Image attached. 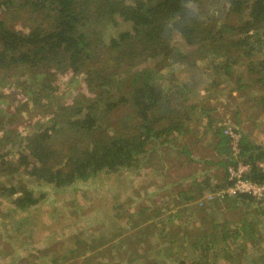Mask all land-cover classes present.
<instances>
[{
  "label": "rangeland",
  "instance_id": "374dc122",
  "mask_svg": "<svg viewBox=\"0 0 264 264\" xmlns=\"http://www.w3.org/2000/svg\"><path fill=\"white\" fill-rule=\"evenodd\" d=\"M203 2L193 7L204 13L203 18L208 22L239 24L237 17L230 19L233 14L227 0ZM130 28V24L122 22L118 27L108 28L103 37L108 42L111 36ZM172 44L187 56L179 63L162 68L156 82L167 92L185 96L188 105H200L192 117L200 121L189 124L196 135L190 138L193 141L190 156L176 151L158 152L155 160L149 163L143 160L139 169L104 171L63 188L31 177L32 167L23 164L22 156L29 154V137L39 127L52 126L55 116L51 113L55 106L57 109L62 104H72L78 94H92L87 75L64 74L57 83L56 96L49 98L37 95L36 89L19 87L24 80H29L28 76L19 83L11 79L13 83L7 87L0 84V174L3 175L0 179L18 189L14 196H0V264H153L154 260L157 264H202L204 260L198 252L194 254L192 247L194 235L204 236V230L211 232L214 224H222L239 235L227 242L221 234L218 238L208 237L207 242H218L219 249L214 252L220 254L219 257L211 254L209 264H264V232L255 239L247 235L251 229H264V201L252 197L253 201L240 198L232 203L230 200L239 197L228 195L206 200L212 190L209 187L215 184L226 187L231 182L224 179L226 171L222 164L228 155L225 149H216V139L207 125L208 117L203 121L204 117L200 116L202 107L211 110L217 115L216 124L212 125L239 128L264 146V106L250 102L264 98V84L259 82L264 78V65H261L264 54H257L253 59L257 70L263 73L249 74L247 59H237L234 51L230 53L234 56L233 70L227 71L223 67L225 50L217 55L207 51L209 43L203 48L188 46L180 34L174 35ZM155 64L148 61L139 68H152ZM131 73L124 74V85L114 86L115 98L120 97L121 90L125 92V85L132 89V84L127 83ZM41 82L35 79V84ZM130 106H114L110 117L115 130L122 126V116L130 112ZM60 116L69 124L71 119L67 113L62 112ZM56 126L49 143L55 150L64 151L59 157L63 160L76 135L70 139L66 129L59 130L60 124ZM88 140L86 136H77V146L86 145ZM234 143L232 140L231 145ZM233 150L236 154L234 147ZM235 161L242 160L237 157ZM232 166L233 163L227 168L229 178ZM166 180L169 181L165 183ZM23 187L40 199L37 204L21 209L13 199L23 195ZM212 212L215 217L211 222L207 216ZM245 224L249 228H241ZM184 228L195 232L194 235L187 237ZM144 229L150 233L148 236L143 233ZM227 245L235 250L234 254L242 252L240 263L238 257L226 258Z\"/></svg>",
  "mask_w": 264,
  "mask_h": 264
},
{
  "label": "trees",
  "instance_id": "16d2710c",
  "mask_svg": "<svg viewBox=\"0 0 264 264\" xmlns=\"http://www.w3.org/2000/svg\"><path fill=\"white\" fill-rule=\"evenodd\" d=\"M227 1L230 14H233L230 19L237 17V25L226 22L220 25L205 20L204 13L193 7L195 3H204L203 0H0L1 87L11 85V79L19 83L28 76L29 80H24L19 87L36 89L37 95L49 98L59 91L57 83L61 76L84 73L88 89L92 92L90 96L78 94L72 104H62L57 109L55 106L51 113L55 116L52 126L39 127L29 137V154L22 157L23 164L32 167L31 177L63 188L104 171L117 173L122 169H139L143 160L147 163L155 160L158 152L176 151L189 157L193 152L190 138L196 136L189 124L200 121L192 118L200 105H188L185 96L167 92L156 82L162 68L179 63L187 56L172 44L174 35L180 34L188 46L200 45L203 48L209 43L207 51L212 50L217 55L225 50L223 67L227 71L233 70L231 60L234 56L230 53L234 51L237 59H247L249 74L263 73L257 70L253 59L257 54H264V0ZM122 22L130 24L131 28L111 36L108 43L103 37L107 29L118 27ZM148 61L156 62L155 67L139 68L140 64ZM261 65H264V60H261ZM130 71L133 73L127 83L132 84V89L125 85V92L121 90L120 97L115 98L114 86L124 85V74ZM37 78L42 80L41 84H35ZM259 82L264 84V78ZM252 101L255 106H264V98ZM129 104L130 112L122 116V126L115 130L110 117L114 106ZM202 110L200 116L204 117L203 121L208 117L207 125L216 139V149H225L228 155L222 163L226 171L224 179L228 178L227 168L232 163L239 165L240 161H235L238 157L242 163L250 165L245 177L264 183V146L234 127L239 134L234 147L231 145L232 137L224 132L228 125L215 127L217 115L203 107ZM62 112L71 119L69 124L60 116ZM59 124V130L66 129L71 134L70 139L76 135V141L71 148L69 143L67 150L70 151L64 154L63 160L59 157L64 151L55 150L49 143ZM103 124L106 126L102 127ZM77 136L88 137V143L77 146ZM63 161L64 165H61ZM221 187L223 184L209 188L214 191ZM16 190L0 179V196H14ZM21 192L23 195L13 199L17 207L22 209L39 202L40 198L27 188L23 187ZM235 197L239 198L230 200L232 203L240 198L253 201L247 195ZM214 217L213 212L207 216L211 222ZM241 228L249 227L245 224ZM259 231L251 229L247 235L255 239L264 229ZM143 233L146 236L150 234L145 229ZM183 233L192 237L195 232L184 228ZM203 234L194 235L192 244L194 254L198 252L204 260L202 264L211 262V254L214 257L220 255L214 252L219 249L218 242H207L208 237L215 235L218 238L221 234L227 242L239 235L222 224H214L211 232L204 230ZM164 236L168 238V233ZM213 247L215 249H211ZM226 250L227 259L238 257L239 263L243 260L242 252L234 254L235 250L229 245ZM152 263L157 264V260Z\"/></svg>",
  "mask_w": 264,
  "mask_h": 264
},
{
  "label": "built area",
  "instance_id": "2783aa9c",
  "mask_svg": "<svg viewBox=\"0 0 264 264\" xmlns=\"http://www.w3.org/2000/svg\"><path fill=\"white\" fill-rule=\"evenodd\" d=\"M226 132L234 140L233 146L235 147L239 134L235 132L232 128H227ZM233 167V166H232ZM250 170V165L245 163H239L238 166L230 167V171L232 172L231 178H229L230 173L228 171V182H231L230 185L226 187H221L215 189L214 191H210L207 193L208 201L214 200L217 196H239V195H247L251 196L256 200H264V183L254 182L251 179H247L245 177V172Z\"/></svg>",
  "mask_w": 264,
  "mask_h": 264
}]
</instances>
